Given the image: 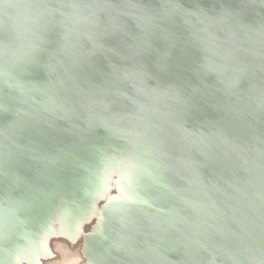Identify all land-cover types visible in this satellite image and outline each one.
<instances>
[{
  "label": "water",
  "instance_id": "1",
  "mask_svg": "<svg viewBox=\"0 0 264 264\" xmlns=\"http://www.w3.org/2000/svg\"><path fill=\"white\" fill-rule=\"evenodd\" d=\"M0 264H264V0H0Z\"/></svg>",
  "mask_w": 264,
  "mask_h": 264
}]
</instances>
